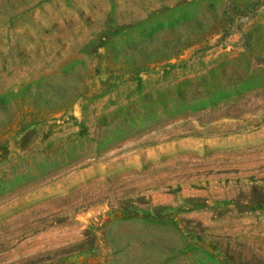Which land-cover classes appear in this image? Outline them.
I'll return each mask as SVG.
<instances>
[{"label": "rangeland", "instance_id": "rangeland-1", "mask_svg": "<svg viewBox=\"0 0 264 264\" xmlns=\"http://www.w3.org/2000/svg\"><path fill=\"white\" fill-rule=\"evenodd\" d=\"M0 264H264V0H0Z\"/></svg>", "mask_w": 264, "mask_h": 264}]
</instances>
